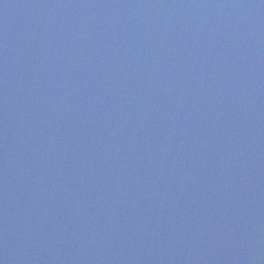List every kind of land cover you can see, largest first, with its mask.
Returning a JSON list of instances; mask_svg holds the SVG:
<instances>
[{"label": "water", "instance_id": "95a60500", "mask_svg": "<svg viewBox=\"0 0 264 264\" xmlns=\"http://www.w3.org/2000/svg\"><path fill=\"white\" fill-rule=\"evenodd\" d=\"M0 264H264V0H0Z\"/></svg>", "mask_w": 264, "mask_h": 264}]
</instances>
